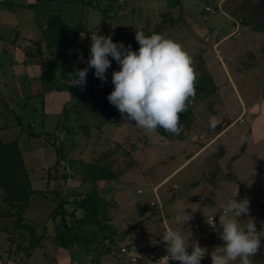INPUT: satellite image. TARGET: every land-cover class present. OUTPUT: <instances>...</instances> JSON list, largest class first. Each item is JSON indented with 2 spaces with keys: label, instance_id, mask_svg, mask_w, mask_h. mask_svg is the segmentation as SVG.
<instances>
[{
  "label": "crops",
  "instance_id": "1",
  "mask_svg": "<svg viewBox=\"0 0 264 264\" xmlns=\"http://www.w3.org/2000/svg\"><path fill=\"white\" fill-rule=\"evenodd\" d=\"M133 1L135 2L136 0ZM152 1L158 4V6L156 4L154 9H150L149 14L153 18L137 10V8H132L130 6L132 4L131 0H118L115 2L117 4L115 13L118 17L114 18L111 24H108L109 19H107L105 24L102 25L104 12L98 5V9L94 8V0H84L83 2L80 0H0V141L4 143L18 142L27 177L32 191H34L30 197L29 205L22 216V225L17 226L14 221L15 226L13 228V230L16 228L26 230L29 233L24 235L26 236L25 238L29 239L28 245H32H27L30 250L27 261L35 257V251L39 248L43 249L46 254L41 259L48 261L41 262L43 264H81L83 262L84 264H124L119 258V248L121 246H133L138 249L152 247L159 241L164 242L162 233L171 227L180 230L184 235H190L191 233L189 241H196L201 247L207 249L206 258L204 257L203 259L205 262H201V264H211V258L207 257L208 253L217 251L216 247L221 246L223 241L216 230L210 229L209 218L214 217L219 221V214H210L206 223L207 227L205 228L202 227L200 218L197 216L200 214V208L207 210L206 205L209 203L211 207H214L213 205L216 203L224 206V188L229 189V199L236 194L234 199L247 198L250 201L249 209L254 207L260 210L258 206L261 207L264 202L261 198V200L256 199L258 193H260V197H263L264 191L252 192L256 176L250 175L249 170L243 171L240 168L241 158L244 156V163L246 164V157L253 150L244 149L242 154L236 151L232 152L235 148L233 138L239 139L238 137H240L242 143H248L249 136L255 148L264 145V97L256 103L253 102L251 106L247 105L241 97L238 101L237 96L240 94L236 92L235 86L237 82L248 81L243 78L242 80L241 76L239 77L240 80L239 78L229 79V84L231 83L235 90V93L231 96L233 106L245 108V115L241 117L242 121L238 117L233 116L234 120H231V122L234 121V123L232 125H227L225 128L222 127V129L218 130L217 136L212 142L220 141L221 146L219 145L220 147L218 146L217 150H215L219 151V154L216 155L213 152L208 157L205 154L208 146L197 150L194 154H191V157L186 159L180 156L181 159L169 162L171 164L174 163V168L164 173L160 180H157L158 182H154L147 177L139 180L135 177L136 179L132 180L131 177L134 172H130L129 175L124 173L128 177V179L124 180V174H122L123 180H121L120 185L124 186L119 191L117 189L114 190L115 199L118 203L111 206V202L109 205L107 203L108 199H105L109 215V221H107L109 228L105 232L100 229V226L86 218L82 210H79L75 216H66V221L70 227L77 224L74 229H67L64 225L63 217L59 216V214L55 215L56 208L61 202L58 191H61L62 196L66 197L69 202L65 204L68 212L72 211L74 207L73 200L78 197L76 193L89 192L91 187H93L92 183L84 182V178L79 172L75 171L73 177L65 179L57 172L58 170L60 172L63 171V168L57 166V163L55 168L50 165H45L42 168L39 165L38 168L43 169L45 173L42 176H34V178L38 185L47 187V193L34 189L31 179L32 175L30 176L29 172H32L37 166H32L31 164L27 166L26 153L22 149L24 142L34 140L29 145L33 144L32 147L37 141L41 140H44L45 145L54 144V138L60 134L62 127L66 126L71 129L73 121L80 120L84 122V120L88 119V115H97L99 113L98 107L91 106V104L101 96L95 95L93 98L84 101L80 100V97L84 91H89L86 95L88 97L90 92L98 91L103 87L107 89H110V86L114 87L111 75L114 70H119L120 66L113 60L111 69L106 71V81H101L95 77L93 74L94 69H90L86 77V84L83 87L71 85L74 79V71L84 68L82 65L87 67L88 57L90 56L89 49L87 56L82 58L73 68H67L68 65L62 66L56 72V75H60L65 83L60 89H50L43 82L45 69L50 68L54 63L59 64V62H67L70 61V58H75L81 50L82 43H85L90 38V34H101L113 26H115L114 29L108 32L109 35H112L113 41H118L119 37L125 46L131 45L133 50H137L139 45L135 39L136 31H143L147 34L149 26L153 24L156 25L155 33L159 32L161 25L164 27L166 22V19H160L162 15L169 11L176 12L177 9L179 11L180 6H185L183 3L185 0H179L178 2L165 0V3H161L160 0ZM214 1V4H212V1L204 7L205 11L208 6L217 7L221 5V11L215 13V15L223 13V3L226 0ZM93 8L99 14L102 13L103 17L95 18L96 13L94 14ZM127 13H133L131 17L133 23L131 25L123 22ZM53 15L59 16L69 26L66 38L59 32L55 35L57 32L50 33L47 29L48 19ZM197 15L199 16V14L195 16ZM169 20L174 21V17ZM194 22L195 33L202 38L205 45H211L210 49L213 48L215 52V46L218 51V46H224V43L227 45L229 41L236 38L233 37L234 33L232 32L239 31L241 25L232 23L237 28L224 36V24L222 23H216L215 26L211 27L207 25V21L203 22L201 17L194 20ZM210 27L213 29L210 30ZM56 30L59 29L56 28ZM154 31L151 33H154ZM163 32L165 36L179 43V39L183 38L172 37L169 32ZM178 32L181 33L179 29ZM211 35L212 40L206 41V38ZM55 38L56 41H54ZM184 39H186V42L180 43L184 49L187 44H191L192 48L196 46V52L200 49V45L194 43L191 36H187ZM28 43L31 46L27 45ZM69 47H73V55L71 57L67 51ZM261 52H264V44ZM258 59L260 62L258 66L263 65L261 67L262 73L260 72L261 75H258V80H255L257 82L253 81L254 79H249V81L256 84L264 92V87H260V85H264V62L261 61L264 59V55H258ZM246 72L247 70L244 73L246 74ZM90 106L91 110L86 111L85 107ZM218 118L216 117L215 119L217 120ZM67 121H70V123L66 124ZM59 127L60 130L57 131ZM246 128L249 131L247 134ZM243 136L245 139H242ZM226 145L227 148L224 149ZM227 150H230L231 153L228 154ZM41 152L44 155L42 149ZM31 153L32 151L28 149L27 154ZM64 154L66 157H70V150L67 149ZM224 162L227 163L229 168L227 171L230 174L228 180L222 181V183L217 185L210 177L206 181V173L215 175L219 171V173L224 174ZM212 164H216V166L210 169ZM182 172H185L186 180L185 177H180ZM18 176L20 178L21 174L19 173ZM117 179L112 180L113 185H117ZM174 179L176 180L172 183L173 187H166ZM191 180H194L193 182L195 183L191 182ZM122 181H125L124 184ZM186 183L193 184L195 186L194 191L188 192V189L181 193V185H187ZM95 186L97 187V184ZM210 187L212 188V196L207 191V189H211ZM196 195L202 198L198 199ZM185 197L186 200L184 199ZM191 197H195L193 199L197 201L196 204L198 205L191 203ZM45 201L49 202V206L45 205ZM186 201L187 204H185ZM7 207L3 203L0 207V212H4ZM36 207L41 208H37L38 211L29 214L30 210L32 208L36 209ZM183 207H188L186 212L191 213L192 219L186 225H178L175 216L177 210ZM44 209L45 211H43ZM7 211L14 212L10 208ZM4 215L6 216V214ZM10 218L16 219V216H11ZM151 218L153 221L150 222ZM246 219L250 221L254 218L248 216ZM263 219H260V222ZM261 226L263 227L261 228ZM261 226L259 233H264V225ZM66 230H68L69 234L74 233L75 236L82 233V236L79 235V239L76 236L77 240L74 243L63 247L58 241L57 234ZM112 233H114L111 238L113 242L111 239H104L106 235ZM259 261L252 262V264H264V248ZM21 262L26 264L25 260ZM232 264H240L239 259L232 262Z\"/></svg>",
  "mask_w": 264,
  "mask_h": 264
},
{
  "label": "rangeland",
  "instance_id": "2",
  "mask_svg": "<svg viewBox=\"0 0 264 264\" xmlns=\"http://www.w3.org/2000/svg\"><path fill=\"white\" fill-rule=\"evenodd\" d=\"M117 1L118 0H94L93 2L94 8L98 9V7H100L103 9L104 14L106 13L109 19L108 24H111L113 19L118 17L115 13L117 8L115 2ZM257 1L258 0H250L249 2L247 0H226V2L223 3L224 12L215 15L206 12L204 9L208 3L212 2V4H214V0H185L183 2L185 6H180L179 11L177 9L176 12H165L160 18L166 19V22L164 23V27L161 25L160 30L157 33L163 34V31H165L169 32L172 37H183L181 40L179 39L180 43H185L186 39L184 38L191 36L194 43L200 45V49L197 52L196 46L192 48L191 44H187L185 48V50L192 56L193 66L196 70V92L194 98L191 100L188 110L184 113L178 114L181 123V131L179 134L166 132L163 128H158L155 132H147L138 128L134 124V121L126 120L117 108L110 104L107 99L108 94L113 90V86H110V89L106 90L107 92L105 96L99 97L97 101L91 104V106L99 108H97L99 112L97 115H88V119L84 120V122L80 120L73 121L71 124L72 131L67 134L70 145L68 148L70 150V160L74 164H81L82 162L90 165L94 164L99 169L108 170L109 173L115 176L113 179L106 181L100 180V182H97V188L104 199H108V204L111 202L110 204L112 206L118 203L115 199L116 196L114 190L117 189V191H119L123 188L124 185L121 186L120 184L121 180H123L122 174L124 173L129 175L130 172H134L131 177L132 180H135L136 178L139 180L147 177L154 182H158L164 173H167L174 168V163L171 164L169 162L181 159L180 156H183V158L186 159L191 157V154H194L197 150L208 146L209 147L205 151L206 153L204 152L208 157L213 154V152L216 155L219 154V151L215 150H217V147L220 145V141H216L215 143L212 142V140L216 138L218 130L222 129V127L225 128L227 125H232L234 123V121L231 122V120H234L233 116L241 119V117L245 115V108L242 109L238 106L235 107L232 104L231 96L235 93V90L231 83L229 84V79L232 78L233 80V78H239L241 76V79L248 80L237 82L235 86L236 92H239L238 94H240L237 96L238 101L241 97L247 105L251 106L253 102L256 103L259 99L264 97L263 90L249 81V79H254L253 81L258 80V77L262 73L261 67L263 66H258V64H260L258 55H264V52H261V48L264 44V32H257L254 30V27L260 24L261 26L263 25L262 27L264 29V4H261V6L254 5ZM131 2L132 4L130 6L132 8H137V10L142 11L145 14H148L149 17L153 18V16L149 14L150 9H154L157 3H154L152 0H136L135 2L131 0ZM160 2L165 3V0H160ZM93 12L94 14L96 13L95 18L103 17L102 13L99 14L95 10ZM196 14H199V16H195ZM111 15L114 16L111 17ZM132 15L133 13H127L126 16H124L125 19H123V22L131 25L133 23V20L131 19ZM243 16L247 17L248 25L242 23L241 18ZM171 17H174V21L169 20ZM200 17L203 18V22L207 21V25L211 27L215 26L216 23L224 24V36H226V33L235 30V28H237L235 25L238 23L241 25L239 31L236 30L232 32L234 33V36H232L236 38L229 41L227 45L224 43V46H218V51L215 46V52L213 48L210 49L211 45H205L202 38L194 31V20H197V18L200 19ZM189 22L190 24H188ZM114 27L115 26L108 28L101 34L109 35L108 32H111ZM149 27V32L147 34L153 32L156 25L152 24ZM211 27L210 30L213 29ZM178 29L181 33L178 32ZM118 39L119 42L122 41L121 38L118 37ZM211 40L212 35L210 36V41ZM54 41H56V38ZM67 51L71 57L73 55V47H69ZM70 60H72V58H70ZM261 61L264 62V59ZM82 66L86 67L85 65ZM109 69H111V67ZM245 70H247L246 74L244 73ZM260 87L263 88L264 85H260ZM91 106L85 107V110L90 111ZM249 114L251 115V113ZM212 117H219L215 129H210L208 126L210 118ZM223 117L224 120L222 121ZM68 123H70V121H67L66 124ZM245 131L246 134L249 132L247 128ZM238 138L239 139H232L235 143V148L232 152L236 151L242 154L244 149L253 150L247 155L246 164L244 163V156L241 158L242 161L240 168L243 171L249 170L250 175L256 176L254 178V189L252 188V192L257 191L258 193L264 191V145L255 148L253 145L254 143L249 136L248 143H242L240 137ZM242 139H245V137L243 136ZM33 141L34 140L24 142L22 149L24 153H26L25 159L27 166L30 164L32 166H37L32 172H29L30 176L32 175L31 179L34 184V189L47 193V187L38 185L34 176H42L45 173L43 169L38 168L39 165H41L42 168L45 165H50L55 168L57 163L58 166V163L60 162L58 161L59 155L57 153V147L54 144L45 145L44 140L35 141L36 143L33 147V144L29 146ZM226 148L227 145L224 149ZM28 149L29 151H32L31 154H27ZM41 149L43 150L44 155L42 154ZM227 151L228 154L231 153L230 150ZM215 166L216 164H212L210 169L215 168ZM74 170L76 172L79 171L76 169ZM228 170V165L224 162V174L219 173V171L215 175L213 173H206V181L209 177L212 178L211 180H213L215 185L222 183V181H227L230 177V174L227 172ZM181 176L185 177L186 180L185 172H182L180 177ZM115 178H118L116 181L117 185L112 184V180ZM125 179H128V177L124 174V180ZM175 180L176 179L171 180L166 187L172 188V183ZM193 181L191 180V182ZM122 182L124 184L125 181ZM186 184L187 185H181V193H184V191H187L188 189V192L192 190L194 191L195 186L193 184ZM110 186H113L114 188ZM224 190L225 205L229 200V189L224 188ZM207 191L211 193L212 188L207 189ZM212 195L213 194L211 193V196ZM257 196L256 199L258 198V200L262 199L264 201V195L263 197H260V193H258ZM2 197L3 193L0 192V207L5 203L3 202ZM193 198L195 197H191V203L198 205L196 204L197 201ZM196 198L200 199L202 197L196 195ZM184 199L186 200V197ZM48 203V201H45L46 206H49ZM185 204H187V201ZM261 205V207L258 206L260 210L252 207L248 213L249 217L254 218L252 221L255 223L258 232H260V226L264 225V223H262V221H264V202ZM206 206L207 210L200 208V214H196L198 218H200L201 225H203L202 227L205 228L207 227L206 223L208 216L210 214L218 215L221 212L223 205L216 203L213 205L214 207H211L209 203ZM37 208L40 209L41 207H36V209L32 208L29 214L38 211ZM8 209L9 207L5 208V211ZM5 211L0 212V264H22L23 262L21 261L24 260L26 264H43L41 262H48L45 259H41V257L46 254L43 249L39 248L35 251V257L27 261L30 251L27 247L32 245H28L29 239L25 238L26 236L24 235L29 233L26 230H20L17 228L13 230L15 226V218L11 219L8 215L5 216ZM43 211H45V209ZM247 217L241 216L238 218L241 220L242 225L251 222V220L247 221ZM260 219L263 220L260 222ZM151 221H153L152 218L150 222ZM262 227L263 226H261V228ZM79 235L82 236V233H79ZM259 235L262 237V244L255 256L250 258L252 262H260L259 260L262 257L264 233L261 232ZM24 238L25 240H23ZM191 242L192 241H190V243ZM189 250L191 251V247H189ZM207 257L211 258V252L208 253ZM203 259L201 262H205ZM81 264H84V262Z\"/></svg>",
  "mask_w": 264,
  "mask_h": 264
},
{
  "label": "clouds",
  "instance_id": "3",
  "mask_svg": "<svg viewBox=\"0 0 264 264\" xmlns=\"http://www.w3.org/2000/svg\"><path fill=\"white\" fill-rule=\"evenodd\" d=\"M90 39L87 67L74 71L71 85L83 87L90 69H94L95 77L106 81V71L114 60L120 67L111 75L114 87L107 96L110 104L126 120L134 121L138 128L147 132L163 128L166 132L179 134L181 123L178 114L188 110L196 92V70L192 56L183 46L164 34L146 35L143 31L135 32L139 45L137 50L123 42H114L112 35L93 33ZM216 125L217 120L210 118L209 128L215 129ZM235 196L223 206L218 225L213 224V220L209 223L223 241L216 247L217 251L211 252V264H232L238 259L240 264H252L250 258L262 244L255 223L251 220L242 225L238 219L248 216L250 201L247 198L237 200ZM187 208L177 210L175 220L178 225H186L192 219L191 213L186 212ZM190 235L167 228L162 233L167 248L165 258L180 264H201L207 249L196 241L190 243Z\"/></svg>",
  "mask_w": 264,
  "mask_h": 264
},
{
  "label": "trees",
  "instance_id": "4",
  "mask_svg": "<svg viewBox=\"0 0 264 264\" xmlns=\"http://www.w3.org/2000/svg\"><path fill=\"white\" fill-rule=\"evenodd\" d=\"M80 1L83 2L84 0ZM175 1L178 2L179 0ZM247 1L249 2L250 0ZM261 4H264V0H258L254 3V5L259 6H261ZM107 19L108 16L105 13L102 25L105 24ZM241 21L244 25H248L246 16H243L241 18ZM262 26L258 24V26L254 27V30L257 32H264ZM56 28H58L59 30H56ZM47 29L50 31V33L57 32L55 35H57L59 32L66 38V32L69 31V26L66 25L59 16L53 15L50 17V19H48ZM90 44L91 39L89 38L85 43H82V46L80 48L81 52L79 51L75 58L67 62H59V64L54 63L50 68L45 69L44 78L46 80L44 79L43 82L47 85V87H49L50 89L62 88L65 83L60 75H56V72H58L62 66L68 65L67 68H73L78 62L82 60V58L87 56V53L90 49ZM106 89L107 88L103 87L98 91L90 92V95L88 97L86 95L87 93H89V91H84L83 95L80 97V100L84 101L93 98L95 95L103 96L106 93ZM59 130L60 127L57 131ZM71 131V129H68L66 126H64L62 127L60 134L54 138L55 140L53 143L54 145H56L57 153L59 155L58 161L60 163H58V166H61L63 168V171L60 172L58 170L57 172L62 175L63 178L67 179L74 176V169L79 170L78 172L83 176L84 182L92 183L94 186L90 189L89 192L76 193L78 197H75V199L73 200L74 207L72 211L68 212L65 208V204H68L69 202L67 201L66 197L62 196L61 191H58V193H60L61 202L56 208L55 215L59 214V216L61 215L63 217L64 225L67 229H74L75 227H77V224L70 227L68 225V222L66 221V216H75L79 210H82L86 218H89L91 222L95 223L97 226H100V229L105 232L109 228L107 222L109 221L108 207L105 199L100 194V191L95 185L100 180H110L115 176L109 173L108 170L99 169L94 164L90 165L84 162H82L81 164H74L70 160V157H66L64 152L70 146L67 134L71 133ZM19 173L21 174L20 178L18 176ZM0 192L3 193V200L5 204L11 210L14 209V212L7 211L5 214L9 217L16 216L15 223L17 224V226L22 225V216L27 206L29 205L30 197L32 196L34 191H32L31 184L28 180L27 171L17 141L11 143H4L0 141ZM57 235L58 241L63 247H67L70 243H74L77 240V237L78 239L80 238L79 234L76 235V237L74 233L69 234L68 230L59 232ZM113 235L114 233L108 234L104 239H111ZM111 240L113 242V239Z\"/></svg>",
  "mask_w": 264,
  "mask_h": 264
},
{
  "label": "built area",
  "instance_id": "5",
  "mask_svg": "<svg viewBox=\"0 0 264 264\" xmlns=\"http://www.w3.org/2000/svg\"><path fill=\"white\" fill-rule=\"evenodd\" d=\"M206 11L210 13H217L221 11V5L217 7H206ZM210 37L206 38L209 41ZM31 46L30 43H28ZM213 220V224L218 225V221L214 217L209 218V223ZM210 229L214 230L213 226L209 224ZM190 253L191 251L188 250ZM166 242L159 241L156 245L145 249H138L133 246H121L119 248V258L124 264H180L179 261L168 260Z\"/></svg>",
  "mask_w": 264,
  "mask_h": 264
}]
</instances>
